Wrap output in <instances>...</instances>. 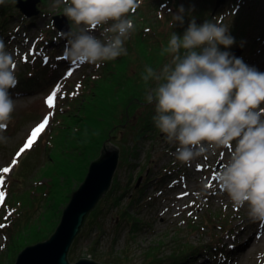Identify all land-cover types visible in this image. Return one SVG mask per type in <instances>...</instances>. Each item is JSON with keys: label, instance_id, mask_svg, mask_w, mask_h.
Wrapping results in <instances>:
<instances>
[{"label": "rangeland", "instance_id": "rangeland-1", "mask_svg": "<svg viewBox=\"0 0 264 264\" xmlns=\"http://www.w3.org/2000/svg\"><path fill=\"white\" fill-rule=\"evenodd\" d=\"M8 1L5 0L1 6L6 7ZM42 1L45 5L43 15L29 30L24 27L28 23L20 19L19 12L10 10L7 15V19L16 20V24L9 25L10 31L23 35V32L27 33L26 37L19 36L21 44L13 40L5 43L8 51H14L16 66L25 58V52L29 54L34 47L41 53L42 59L55 54L54 50L44 51V47L47 40L55 37L51 16L57 14H54L56 11L63 14L65 5L61 3L54 9L53 0ZM191 1L143 0L131 15L136 30L125 42L127 55H121V74H102L103 70L116 67L113 60L97 67L67 58L70 67L61 71L63 75L52 87L15 98L17 106L3 133L10 139L5 145L0 143V176L4 181L0 184V192L4 193L0 202V264H14L26 247L43 242L53 234L73 192L83 182L89 165L99 157L107 140L120 150L118 172L111 191L98 204L101 211L94 212L78 240L76 261L91 259L99 264H173L179 258L175 255L171 259L170 254L176 251L179 244H208L211 248L206 247L207 251L218 246L228 253V258L219 263L213 258V253L208 252L184 264H264V230L257 231L258 224L248 217L246 206L233 208L228 195L220 189L216 180L234 145L210 149L188 165L177 161L171 154L177 145L167 142L164 134L154 125L155 102L149 103L145 99L147 90L155 87V82L145 84L142 79L144 69L150 66L159 71L170 61L168 54H165L166 57L160 54L167 39L164 37L169 38L172 32L183 35L202 2L198 0L192 5ZM231 4L234 5L232 8ZM180 6L185 10L183 24L177 23L171 28L172 14ZM210 7L213 12L215 0ZM212 17L218 22L230 24L229 34L235 41L229 48L219 46L220 50L230 53L241 49L238 58L264 72V0H227ZM203 22L200 19L197 24ZM70 23L76 29L77 26ZM247 23L251 25L248 30ZM101 31L102 27L97 28L94 34L99 37ZM24 40H28L26 47L23 46ZM148 40L156 41L155 45ZM154 50H157L156 55ZM164 57L165 60H162ZM57 84L60 91L56 94L54 106L49 108L46 99ZM135 92L137 98L133 96ZM138 98L140 101H137ZM46 116L47 125L37 133L32 145L20 152L31 132ZM218 165L220 168L215 170ZM4 168H9V171L3 172ZM147 177L155 180L144 187L141 197L137 183L141 179L139 186L144 184ZM127 189H130L129 192ZM123 193L129 195L130 201L132 198L140 200L129 211L139 222L133 235L130 225L119 221L123 219L121 208L129 202L120 199L118 207L113 208L112 205L113 198ZM11 199L26 209L40 208L12 215L10 211L13 210L5 207ZM29 218L43 232L33 238L29 235L19 240L20 236L19 239L14 236V223L18 225L20 220ZM98 228L102 229V233ZM252 234H260L262 241L256 243L251 237V244L241 246L243 236ZM216 238L217 243L210 242ZM95 243L98 245L93 251L91 246Z\"/></svg>", "mask_w": 264, "mask_h": 264}, {"label": "clouds", "instance_id": "clouds-1", "mask_svg": "<svg viewBox=\"0 0 264 264\" xmlns=\"http://www.w3.org/2000/svg\"><path fill=\"white\" fill-rule=\"evenodd\" d=\"M142 2L53 0L52 7L63 3V15L77 26L60 34L66 41L63 54L97 67L127 55L125 42L136 30L130 14ZM184 15L180 6L169 26L183 24ZM229 25L215 19L198 25L192 19L182 36L172 32L160 53L170 61L159 71L144 69L145 84L155 82L145 99L155 102L154 125L167 142L177 145L171 153L177 161L188 165L210 149L234 145L217 183L233 208L246 206L251 220L264 222V72L220 50L235 42ZM101 27L98 37L94 30ZM18 83L14 51L0 39V143H8L3 133L17 106L10 90Z\"/></svg>", "mask_w": 264, "mask_h": 264}, {"label": "trees", "instance_id": "trees-1", "mask_svg": "<svg viewBox=\"0 0 264 264\" xmlns=\"http://www.w3.org/2000/svg\"><path fill=\"white\" fill-rule=\"evenodd\" d=\"M197 1L198 0H192L191 1L192 5H194V2H197ZM213 2H214V0H202V2H200L199 8H198L199 12L196 11L195 16H194L196 23L200 19H202V21L214 19V17H212V9L213 8L212 7L208 8V6H210V4H211V6H213ZM162 3H160V5ZM233 6L234 5H232L230 8H232ZM43 7L45 8V5H43ZM238 8H240V7H238ZM10 10L18 12V11H16V9L14 7V0H9L8 5L6 7L1 6V4H0V39H3V41L5 43L13 40V41H16L17 43L21 44L22 42L20 41L21 39H19V36L26 37L27 33L23 32L24 33V35H23V34H20V32H18V31L12 32L9 30V25L11 23L14 22V24H16V22H15L16 20L7 19L8 18L7 15H9L8 13ZM43 12L41 13V16L43 15ZM140 14H141V16L140 15L139 16L142 18L143 15H142V13H140ZM130 15H132V14H130ZM19 16H20L21 20L28 23V25L24 26V27H27L28 30L32 27V25H34V23H35L34 21L27 20L21 14H19ZM192 19H193V15H192ZM250 26L251 25L247 23L246 29L248 30V28ZM246 29H245L244 35L247 34ZM53 32L55 34V37L51 41H49V40L46 41V43H45L46 46L44 47V51L49 48L51 51L54 50L55 54H53L51 57H48L47 62H45L46 56H44V58H43L44 60H43L41 57V53L40 52L38 53L36 50V47H34V49H32V51L29 52V54H28V52H25V54H26L25 58L23 60H20L18 66H16V75H17V78L19 80V83L16 86V88L10 90L14 99L17 97H23V96H27L30 94H34V93L40 92L42 90H46L49 87H52V85H54L56 83V81L63 75V73H61V71H63V70L66 71V68L70 67L69 66L70 62L67 60V57L64 54H61L62 53L61 52L62 47L65 46L66 41L57 32H55L54 30H53ZM135 36H137V34H135ZM154 36H156V35H154ZM139 37H140V35H139ZM151 37H152V34L150 35V38ZM153 38L156 39V37H153ZM164 38H167L166 40L169 39L168 37H164ZM166 40L164 41V43H165L164 47L167 45ZM149 42H151V41H149ZM23 43H25V44H23V46L26 47V44H28V40H24ZM151 43H152V45H155L154 43H156V41L151 42ZM129 45H131V43ZM156 51L157 50L153 51L154 54L156 53ZM61 55H63V56L61 57ZM165 57H166V55H165ZM165 57L162 58V60H165ZM113 61L114 62L116 61L114 64V66H116V67H114L113 69H111L109 71L103 70L102 74H121L119 72L120 71L119 65L122 63L121 56H120V58H116ZM103 66H105V65H103ZM87 80L91 81L90 78H87ZM86 90L88 91L89 88H86ZM136 93L137 92H135V94L133 96L137 98ZM132 101L137 102V101H140V99L138 98L137 101H135V99H132ZM9 139L10 138L8 137V141H9ZM4 145H5V143H4ZM3 147H1V148H3ZM153 180H155V179L154 178L150 179V177H147L145 179V183L139 186L140 196H141V194H142V196L144 195V190H143L144 187L148 184H151ZM141 189H142V191H141ZM127 190L129 192L130 189H127ZM113 199H114L112 201L113 208L119 206V203H120L119 200L120 199L121 200L126 199L129 202V204L126 207L121 208V214L123 215L122 216L123 219L122 220L119 219V221L120 222L124 221L128 226L130 225V230H131L130 232L133 235L136 232L134 230H137L136 227L139 226V222H138L137 218L136 219L133 218V216L130 214L129 211L131 208L134 209L133 205H135L134 203L137 202L139 199L132 198V200L130 201L129 195H127V194L125 195L124 193L121 194V196H119L117 198H113ZM11 201H13V199H11L8 203L6 202L7 205L5 207H8L7 209L10 208V210H13V212L10 211V213L12 215H14V214L16 215V213L20 215L24 211H25L24 213H28L29 211L32 212V210L40 208V207H35L34 209H32V208L26 209V208L19 206L18 202L13 201V204H12ZM138 202H140V200ZM65 203H66V201H65ZM100 211L101 210L97 206V208L93 211V213H91L88 216V218L85 222V225L83 226V228L81 230V233L75 238V240H74V242H73V244L69 250L68 256H67V259L70 263L77 262L76 261V249H77L78 240L82 236V232H83L84 228L90 222V219L93 217V215L95 213L100 212ZM132 219H135V222H132L133 221ZM37 220L39 221L40 217ZM131 224H132V226H131ZM14 226L16 228L14 236L17 238L20 236V239L18 238L19 240H23V238L29 237V235H31V237L33 238L37 235H41V233L43 232L41 229H38L36 227V223H33L31 221V218L27 219L26 221L20 220L18 222V225H16L14 223ZM98 229L102 233V229L101 228H98ZM210 242L217 243L218 238L212 239V241H210ZM26 243H27V241H26ZM34 243H36V242H34ZM97 245H98V243L92 244L91 247H92L93 251H95L94 249L97 247ZM206 247L211 248L208 246V244L207 245L200 244L198 246H195V245L192 246L190 244H179V247H177L176 251L174 253L170 254V258L173 259V256H175V255H176V258H179V261H175V262H173V264H184L185 262L187 263L188 260H190L192 258L194 259L197 255H200L203 253H208V252H212L213 258H215L216 261L219 263L224 262L228 258V253H225V250H223L222 248L216 246V247L210 249V251H207ZM213 258H212V261L214 260ZM157 259L159 260V262L161 261V258H157ZM167 264H170V263H167ZM216 264H218V263H216Z\"/></svg>", "mask_w": 264, "mask_h": 264}, {"label": "water", "instance_id": "water-1", "mask_svg": "<svg viewBox=\"0 0 264 264\" xmlns=\"http://www.w3.org/2000/svg\"><path fill=\"white\" fill-rule=\"evenodd\" d=\"M227 0H215L214 15ZM15 9L26 19L40 18L44 11L42 0H14ZM57 13V14H55ZM51 16L53 30L59 35L76 30L70 20L59 12ZM241 49L229 54L239 57ZM120 150L107 140L101 148L99 157L91 162L87 174L78 189L72 194L63 210L61 220L53 234L45 241L26 247L19 253L14 264H99L91 259H80L70 263L67 259L75 238L81 233L85 222L100 200L111 191L113 180L118 172ZM220 165L217 166V169ZM141 179L137 183V187Z\"/></svg>", "mask_w": 264, "mask_h": 264}, {"label": "snow or ice", "instance_id": "snow-or-ice-1", "mask_svg": "<svg viewBox=\"0 0 264 264\" xmlns=\"http://www.w3.org/2000/svg\"><path fill=\"white\" fill-rule=\"evenodd\" d=\"M45 62H47V58H45ZM60 91V85L57 84L55 89L53 90V92L47 97L46 99V104L49 108H52L54 106V100H55V97H56V94L57 92ZM48 123V117L46 116L43 120V122H41L37 128H35L31 134H30V138L27 140V142L23 145V147L20 149V152H23L25 149H27L30 145H32V143L34 142L36 136H37V133H39L42 129H44V127L47 125ZM20 152L17 153V156L20 155ZM16 161L15 159L13 160V164H15ZM199 167V166H198ZM3 172H8L9 171V168H4L2 170ZM4 181H3V176H0V184H2ZM3 196H4V193L3 192H0V202L3 201ZM231 247V245H230Z\"/></svg>", "mask_w": 264, "mask_h": 264}, {"label": "bare ground", "instance_id": "bare-ground-1", "mask_svg": "<svg viewBox=\"0 0 264 264\" xmlns=\"http://www.w3.org/2000/svg\"><path fill=\"white\" fill-rule=\"evenodd\" d=\"M256 224H258L257 225V231L258 232L259 231L262 232L264 230V222L256 221ZM259 235L258 236H256L255 234H252L250 236H245L244 235L243 238H242V240H241V246H243L244 244H247V243L248 244H251L252 243L251 242L252 241V238L255 240L256 243L259 242L260 240L262 241V239H261L262 237H259Z\"/></svg>", "mask_w": 264, "mask_h": 264}, {"label": "flooded vegetation", "instance_id": "flooded-vegetation-1", "mask_svg": "<svg viewBox=\"0 0 264 264\" xmlns=\"http://www.w3.org/2000/svg\"><path fill=\"white\" fill-rule=\"evenodd\" d=\"M44 4V2L42 1V5ZM230 7L232 6V4L231 5H229ZM27 20H31V21H34V22H37V20H39V18H36V19H27Z\"/></svg>", "mask_w": 264, "mask_h": 264}]
</instances>
